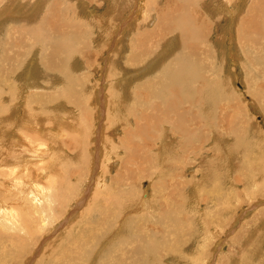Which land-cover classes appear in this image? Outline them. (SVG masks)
Returning <instances> with one entry per match:
<instances>
[{
  "label": "rangeland",
  "instance_id": "374dc122",
  "mask_svg": "<svg viewBox=\"0 0 264 264\" xmlns=\"http://www.w3.org/2000/svg\"><path fill=\"white\" fill-rule=\"evenodd\" d=\"M10 1L13 2V0ZM27 1L29 3V0L15 1L14 5L9 6V11L0 17V107H3L2 110L0 109V114L8 115L10 119V115L12 117L15 116V118L17 117L15 120L18 121L17 123L13 119L12 122H1L0 126L3 125L5 128H0V134L3 135L7 131L9 133H13V131L15 134L17 133L15 126L19 125L20 116L18 115L22 116L26 105L24 98H29V96L37 97L39 94L40 105L37 104L34 114L41 115L39 113L43 112L42 114L51 115L53 119H56L55 115H62L60 121L64 125L62 126L60 122L53 123L57 127V131L52 134L54 139L59 136L60 147H64L60 152L62 154H60V161L64 162V165L60 167V164L53 162L56 154H54L55 149L52 143V147L46 153L47 156L44 157L45 159H33L32 156V159H29V168L22 172L19 170L22 168V156H15L12 153L18 150V145L14 143L17 135L8 134L7 137H0V162L4 161L9 155L7 165L0 167V172H5L15 178L13 180L15 182L10 186L11 188L6 186L7 194H0V199L5 206L13 209L11 210L12 213L29 211L34 216L39 214L38 218H40L34 219V216H31L29 220H44V223L40 222L37 224L36 221L30 226L32 232L33 230L36 232L35 234H31L26 238L18 237V235L23 236V232L20 231V221L11 220V224L5 223L3 221L5 220L4 216L8 212L5 211V207L0 208V264H91V261L95 264H132L136 256L131 253L133 248L131 245L123 246L119 250L116 248L114 252L110 250L118 244L120 241L118 238L123 235L120 230L116 234V227L121 223V228L125 220L133 217L138 220L137 224L145 228V230L142 234H139L138 229L133 231V233L130 232L131 237L140 238L150 225L157 227L156 241L159 254L158 256H152L144 253V257H141L140 261L137 262L139 264H177L175 257L171 256L172 259L165 258L166 255L170 256V251L176 252L167 236V230L173 220H187L183 221L182 231H186V235L184 238L182 237L183 243L179 247V251H182L181 253L185 257L190 254V259L192 257L195 259H197V256L200 257V259L191 262V264H264V58L253 53L254 49H250L252 53L249 50L244 54H242V50L241 53H235L237 49L233 45L235 28L239 27L243 20L242 12L245 13L249 4H253L252 1L254 0H235L237 6L231 5L229 7L234 12L232 14L225 13L222 10V12L218 11L215 8L218 4L217 0H205L204 3L208 7L204 10L201 9L203 15L208 11L210 12V15L208 13L206 15L210 16L211 20L216 19L212 10L215 11L216 9L217 15H221L218 23H211L213 25L210 24V27L208 26L205 40L211 43L213 55H216L214 61L215 67L219 71L217 75L220 76L221 74L219 78H225V80L229 81V84L225 80L221 82L223 86L227 85L229 88L227 94V103L229 105L227 107L226 105L218 107L222 111L221 115L225 118L224 124H226L224 126L225 131H222V129L219 131L222 136L219 139L221 142H216L213 138L211 140L209 138L211 133H209L206 134V141H203V143L196 141V138L191 139L189 142L186 141V138L183 140L184 137L178 135V131L176 136V134H173L175 132L169 130L170 125L163 126V129L165 128L164 130L170 133L168 138H164L163 142H159L156 139V135L163 131L161 127H158L148 136L131 134L132 139H127L129 132L135 131L138 128V124L143 120L140 119V122H138L139 120L135 116L132 119L125 116L123 118L121 115L123 108L119 106L120 102L122 104L125 103L123 107L126 109L130 105L132 107L131 112L138 114L142 104L147 101L148 94L146 92L135 93L134 91L139 90L147 75L150 77L148 78L149 80L153 79L154 75H158L155 72L150 75V72L145 74L146 68H150L152 65L150 61L159 60L153 64L158 67L169 54L171 55L174 52L171 49L168 55L163 58L162 56L160 57L159 53L161 50L159 52V47L162 44L159 41L160 39L155 44H149V46L145 39L146 45L137 46L136 50L133 49L134 34L137 30L147 28L149 30L156 29V32H158L159 26H165L164 23L166 21L160 22L161 19L158 15L155 16L153 14V12L155 13L160 9V3L164 0H140L139 2L138 0H49L51 3L60 4L62 22L69 28L67 33L69 35L73 33L77 37L76 40L78 42H75L73 46L79 49L76 51L79 56L67 59L65 55L69 51L60 50L56 54L55 62L58 65L60 64L59 66L61 64L65 66L62 65V69L58 67V70L54 72H45L42 67H39L41 65L38 66L39 62L41 63L40 58L42 56L38 48L36 50L38 53L31 55L33 61L31 60V66H29V71H31L30 68L34 64L38 78L36 80L30 78V84L24 85V69L30 55L28 54L15 67L10 61L12 59L18 60L15 51L19 47H21L20 50L26 51L27 38H23L18 34V32L23 31L22 29L3 28V24L6 20L13 22L20 15L24 16H20V18L26 19L25 23L27 25L33 23L37 19L35 17L40 14L35 13L37 10H34L38 7L39 1L32 5L29 12L23 13L22 11L26 10L25 3ZM18 4L21 6L20 8H18ZM123 7H126L124 14L121 13ZM135 7L138 8V12ZM87 9L92 13L87 12ZM197 9L200 11L199 8ZM39 10L41 12V9ZM255 13L257 16H264L261 10L255 11ZM166 19L169 22L172 20L170 17ZM75 21L81 22L84 29L81 27L72 28ZM230 25L233 26L231 27ZM163 36H166L165 38L162 37L165 40L168 38L167 35ZM170 39L175 46L174 50H177L180 46L177 42L179 35L176 34ZM258 41L259 43L261 41L264 42V40ZM29 43L31 45H40V36H31ZM228 50L231 51L229 52ZM133 51L137 52V57L131 62L130 56L133 55ZM233 51L235 52L232 53ZM221 53L224 55V59H222ZM239 54L241 56L240 59L237 57ZM235 55L236 57L233 58ZM4 58H6V61L3 62ZM232 59L236 60L232 62ZM250 60L255 65H251L249 63ZM61 61L62 63H60ZM69 65L70 67H68ZM61 80L62 82H60ZM33 83L38 84L41 88H30ZM247 83L251 84L249 86L250 91L245 87ZM53 90L56 91V94ZM71 93L75 97L72 96V98ZM118 93H121V96L123 94V96L121 97ZM62 97L71 101L72 99L76 100L74 104L69 105L68 108H71L70 110L60 111L56 108L60 102L59 99H63ZM109 97L111 99H108ZM123 99L125 100L123 101ZM52 100L55 101V106L51 104ZM5 105H7V108H4L6 107ZM114 105L121 107V110L116 113L118 109ZM3 109L7 111L4 112ZM111 109L112 113H110ZM67 112L72 114L68 115ZM34 114L33 116L35 117ZM65 116L70 118H65ZM31 122L33 127H31L32 130H29V132L38 138V133L41 131L40 128L51 123L39 121L38 124L35 118ZM35 124L41 127L39 128ZM107 124H110L111 127ZM103 125L108 126L110 130L108 128L105 129L106 127ZM115 125L117 128L113 127ZM67 128L72 130L70 129L69 131ZM83 128L84 130H82ZM35 129L36 131H34ZM232 129L243 135L242 139L244 141L241 139L235 140H240L244 146H237L236 141L231 139L230 132L232 133ZM194 135L196 136V134ZM100 137L102 138L100 139ZM224 137H227V139H224ZM71 138L77 140L73 139L74 142L72 144L70 142ZM102 140L103 145L101 144ZM227 140L229 141L227 142ZM48 142L50 144V140ZM65 143H69V149L73 147V149H70L72 152L69 149H67L69 152H65ZM161 144L166 147V157L163 159L158 156L163 151ZM149 145L152 147L150 146V148ZM39 147L43 149L44 146L40 145ZM81 147L83 152L85 151V157L83 158L85 160L80 159L82 160L80 162L76 155L78 148ZM119 147L120 150H118ZM193 147L196 149L194 148L192 151L191 148ZM229 148L234 149L229 150ZM244 151L248 157L241 156L240 153ZM235 156L242 163L240 164L242 166L241 169L237 168V174L233 173L235 168L232 167L235 165V160L232 157ZM64 158H66L65 161ZM210 162L212 163L213 172L217 173L218 168V174L222 175L220 180L223 183L222 185L219 184L220 189L217 198L209 200L208 195L199 189H196L198 194L194 198L195 190L192 188L201 184L202 181L203 185H200L201 187L199 186V188L204 186L206 182L203 179L204 166ZM227 162L229 163L228 165H226ZM49 164L54 166L56 172L61 171L58 174L65 172L66 191L63 198H52L53 193L60 190V183L57 179V186L49 187L50 183L56 178L55 171H50ZM64 167L65 171H62ZM245 173L250 174L248 181L250 187L249 185H243L242 181ZM223 174H226V176ZM233 179H241V181H238L239 186H236V184H231L233 187L229 185L228 181L232 182ZM30 180H35V187L39 191L40 197L37 203L29 200L21 202L24 199L22 193L26 192L28 188L27 181ZM8 182L12 184L9 178ZM224 183L225 185L223 186ZM112 184H114L113 189L118 187V190L120 188L124 190L127 187L125 190L131 191V197L136 199L135 204L140 203L142 199L152 200L155 198L157 199L156 205H158L159 210L163 196L166 195L169 201L154 216L151 215L155 209L144 210L142 207L137 210L126 208L122 210L120 213L122 216L118 218H112L109 215L104 216V210H108L107 201L112 200L108 204L109 206H115L117 203L115 200L110 199L114 196L112 195L113 189L109 188ZM228 185L229 190H227ZM251 185H254L255 188L253 189L254 186L252 187ZM245 186L250 189L248 188L244 191ZM228 192L230 193V198H226ZM232 192L236 193L234 198ZM118 198L123 202L124 195L118 194ZM176 202H179V205L172 211L171 206L174 207L173 204H176ZM202 202L203 204H200ZM192 207H194L193 211H190ZM23 208L27 210H21ZM29 212L28 214H30ZM111 220L116 221L113 222ZM152 220H159V222L155 224ZM217 222L220 223L219 227L217 226V231L214 228L211 229L214 223L218 224ZM126 224L125 222L123 226L125 227ZM219 232L222 235L221 241L215 243ZM138 240L142 242L146 239ZM178 242L181 243L180 240ZM97 249L100 252L98 251L97 253ZM121 250L125 253L124 255H121ZM96 254L98 255L96 256Z\"/></svg>",
  "mask_w": 264,
  "mask_h": 264
},
{
  "label": "bare ground",
  "instance_id": "6f19581e",
  "mask_svg": "<svg viewBox=\"0 0 264 264\" xmlns=\"http://www.w3.org/2000/svg\"><path fill=\"white\" fill-rule=\"evenodd\" d=\"M15 1H18V0H13V2H11L10 0H0V17L4 16L9 11V9H10L9 6L10 5L11 6L14 5ZM38 1H39V5L40 6L38 5L39 8L37 7L34 10L35 11L37 10V12H35V13H40V14L35 17L37 19H35L33 21V23L27 25L25 23L26 19L20 18V16H23V15H20V16H18L16 18V20H13V22H10V20H6L4 22V24H3V28H20V29H22L23 31L18 32V34H20L23 38H25V37L27 38L28 45H27L26 51L24 52V51L20 50L21 47H19L15 51L16 52V56L18 57V60L16 61V59H14V60L12 59L10 61V63L13 64L14 67H15V66L19 65L22 62L23 58H25L28 54L30 55L28 57V59H27L28 60L27 63L25 64L26 68L24 69V71H25V74H24V76H25L24 85H29L30 84L29 83V79L30 78H32L34 80H36L38 78L37 77V73H36L37 72L36 71V67L34 66V64L32 65V68H30L31 71H29V66H31V60L33 61V58L31 59V57H32L31 55H35L36 53H38L36 51L38 48L40 49V54L42 55L41 58H40L41 59V63L39 62L38 66L41 65L39 67H42V69L45 72L46 71L47 72H50V71L54 72V71L58 70V67L60 68L62 65H64V64H61V66H59L60 64L58 65L57 62H55L56 61L55 57H57L56 54L60 50L61 51H63V50L69 51L66 55L64 54L67 57V59L79 56V53L76 52L78 48H74V46H73L75 42H78L76 40L77 37L73 33H70V35L67 33V30L69 28H68L67 25H65L62 22V9H61L60 4L55 3L53 1H52L53 3H51V2H49V0H36V1L29 0V3H28V1H27V3H25L26 4V6H25L26 10L25 11L23 10L22 12L23 13L24 12H29L30 11L29 9L32 7V5L37 3ZM139 1L140 0H138V2ZM204 1L205 0H164V1H162L160 3V9L158 11H156L155 13L153 12V14L155 16L158 15V17L161 19L160 22L165 20L166 21V23H164L165 26H161V27L159 26L160 29H159V31L157 29L158 32H156V29L154 28L155 25L153 26V28L155 30H149L147 28H141L140 30H137L135 32V34H134V41L135 42H134V45H133V49L134 50H136L137 46H141V45L144 46V45H146V43H147L148 46H149V44H152V43L155 44L156 41H158L160 39L159 41L162 43L160 45V47H159V52L161 50V52L159 53L160 57L162 56V58H163L164 56L168 55L169 54L168 52L171 49L174 52L171 55L169 54V56L167 58H165L160 63V65L158 67L153 65V64L157 63L159 60L158 61H156V60L150 61L149 60L150 62H152V65L150 66V68H148V67L146 68V73L145 74L150 72L149 73V75H150L151 73L155 72L158 75H154L153 76L154 78L151 79V80L148 79L150 77L147 75V77L144 78L145 81L143 83H141V86H140L139 90L134 91L135 93L146 92L148 94V99H147V101L144 104H142L141 109L138 112V114L131 112L132 107L130 105H129L130 109H129V107H128V109H126V108L123 107V105L125 103L122 104V102H120L121 105L119 104V106H122V108H123V111H121V115L123 116V118L125 116L127 118L131 117V119H132V117L135 116L139 120V121L138 120H136V121L140 122V119L143 120V121H141L142 124H140L141 122L138 124V128L135 131L133 130V131L129 132L128 137H127L128 140H130L131 134L135 135V136H148L151 132H154L158 127H161L163 129L164 125H167V126L170 125L169 130H172L171 132H175L173 134L174 135L176 134V136L179 133L178 135H182L184 137L183 138L181 136L183 138V140L186 138L187 142H189L191 139L196 138L195 139L196 141H199V143H203V141H206L205 140L206 134H209V133H211V137L209 136L210 139L213 138L216 142L220 141L219 139L222 136H221V134H219L220 133L219 131L221 129H222V131L223 130L225 131V127L224 126L226 124H224L225 123L224 122L225 118H223L222 115H221L222 111L218 107H220V105H226V107H227V105H229L227 103V100H228V95L227 94H228L229 88H228L227 85L223 86V84L221 83V82H223V80H225V78L221 79V78H219L221 76V74H220V76L217 75L219 71L216 69L215 61H214V58H216V55L215 56L213 55V51L211 49V43L206 41L205 39H206V36H207V33H208L207 32L208 26L210 27L211 23H218V21L220 20L221 15H217L216 9L218 11H220V12L225 11V13L232 14L233 11H231L229 9V7L231 5L232 6H237V3H236L235 0H217L218 4L215 7L216 9H215V11L212 10V12L215 15L216 19L211 20L210 16H208V15H210L209 11L206 12L204 15L201 12V9L204 10L205 8L208 7L204 3ZM239 1H241V0H239ZM252 3L253 4H249L248 9L245 11V13L242 12L243 20L239 24L240 26L235 28V39L233 40L231 38L233 40V45L236 46V49H237L236 52L233 51L232 53H234V52L235 53H238V52L241 53V50H242V54H244L248 50L250 51V49H254L255 51L253 53H256V54H258L259 57H263L264 58V42L261 41L259 43V41H258V40H264V16L260 17V16H257V14L255 13V11L261 10V12L264 14V0H254V1H252ZM20 7L21 6L18 4V8H20ZM197 8H199L200 11ZM39 9H41V12H40ZM238 9H240V8L238 7ZM89 10H91V9H89ZM125 10H126V7H123L122 10H121V13L124 14ZM135 10H137V12H138V8H136ZM92 11H93V9H92ZM87 12H90V11H88V9H87ZM90 13H92V12H90ZM207 13H208V15H206ZM169 17L172 18V20L170 22H169L168 19H166V18H169ZM238 19H236V20H238ZM160 22L158 21V23H160ZM211 25H213V24H211ZM64 27H66V29H64ZM77 27L83 28V24L81 22L75 21L74 24L72 25V28H77ZM0 30H1V27H0ZM176 34L179 35V39L177 40V42H178V45H180V46H179V48L177 50H174L175 46L173 45V41L170 39V37H172V36H174ZM163 35H167L168 38L165 40L164 38L166 36L164 37ZM31 36H40V38H41L40 45H31L29 43V39H30ZM162 37H164V38H162ZM145 39L147 40L146 43L144 42ZM232 40H230V41H232ZM228 46H229V44H228ZM234 46H233V48H234ZM230 49H231V46H230ZM250 53H252V52L250 51ZM136 54H137V52L133 51V55L130 56V58H131L130 61L131 62H132V60H135V58L137 57ZM223 57H224V55L222 54V59H224ZM235 57H236V55L233 58H235ZM237 57H238V59H240V57H241L240 54ZM168 58H169V60H168ZM19 59H20V61H19ZM233 60L234 59H232V62H233ZM4 61H6V58H4L3 62ZM62 61L60 63H62ZM63 63H65V62H63ZM71 63H72V61H71ZM249 63H251V65H255L254 62H252L251 60H250ZM36 65H37V63H36ZM131 66H133V65H131ZM68 67H70V65ZM62 68L63 67H61V69ZM233 71H235V70H233ZM61 72H62V70H61ZM228 73H230V72H228ZM260 73H262V72H260ZM35 74H36V77H35ZM56 74H58V72H56ZM126 74H128V73H126ZM228 78H230V77H228ZM20 79H21V77H20ZM46 79H48V78H46ZM126 79H128V78H126ZM225 81H227V80H225ZM57 82L59 83V81H57ZM60 82H62V80ZM228 82L229 81H227V84H229ZM249 82L252 83L251 81H249ZM250 85L251 84H249V83H247V85H245V87H247L249 89V91H250V87H249ZM35 87H39V85L36 84V83H33V84H31L30 88H35ZM39 88H41V87H39ZM231 90H232V88H231ZM55 92L56 91H54V93ZM71 94H72L71 97L74 96L73 93H71ZM115 94H117V93H115ZM118 94L120 95L121 93H118ZM122 96H123V94H122ZM117 97L119 98V96H117ZM37 98L39 99V94L37 95V97L36 96H29V98H27V97L24 98L26 100V105H25V108L23 110L22 116L18 115V116H20V120L17 119V120L20 121L19 125H17L18 121L15 120L17 117L16 118H15V116L12 117L9 114L10 117H11V119H10V118H8V115L4 116L3 114H0L1 115L0 117H2L0 119V123L1 122L2 123L9 122V121L12 122L13 119L17 122V123L14 122L17 125V126H15L17 128V133L16 134L12 130L13 133H11V132L9 133L7 131L3 135L0 134V137H7L8 134H14V136L17 135L16 136V140L14 141V143H16L18 145V150H15L12 153L15 156H22V160H21L22 161V168L19 169L22 172H25L29 168V159L32 156H33V159H35V158H37L39 160L40 159L41 160L45 159L44 157L47 156L46 153L52 147L51 146L52 143L54 144L53 147L55 149L54 154H56V157L53 158V162L57 163V164H60V167H63V165H64V162L60 161V154H61L60 152H61V149L64 148V147H60L59 136H57V138L54 139L53 138V134H52V133H55L57 131V127H55L53 125V123H56V122H60L61 123L60 119H61L62 115H55L56 119H53V118H51V115H49V114H48L49 116H47L46 113L42 114L43 112L39 113L41 115L34 114V110H36L37 104L40 105V99L38 100ZM63 99H59L60 102L58 103V106L56 105L57 106L56 108H58L60 111H64L65 109L70 110L71 108H68L69 105L74 104L75 101H76V100H73V99L71 101L68 98H63ZM108 99H111V97H109ZM124 100L125 99H123V101ZM113 101H114V99H113ZM54 102L55 101L52 100L51 104H54ZM46 104H48V103H46ZM49 104H50V102H49ZM5 106L6 107H4V108H7V105H5ZM54 106H55V104H54ZM117 106H115L118 109V111L116 110V113L121 110V107L119 108ZM2 108L3 107H0L1 110H2ZM4 110L5 109H3V111ZM6 111H4V112H6ZM59 113L61 114V112H59ZM70 113H68V115H70ZM110 113H112V109H111ZM33 114L35 115V117L33 116ZM223 116H224V114H223ZM33 118L36 119L37 123L39 121H41V122L42 121L51 122V123H48L47 126L44 125L42 128H40L41 126H38L39 123L35 124L41 129L40 132L38 131L39 133L36 132V133L39 134V138L38 137H34L33 136L34 134L32 135L29 132V130H32L31 127H33V125L31 124L32 123L31 120H33ZM65 118H70V117H66L65 116ZM131 119H130V121H132ZM133 121H135V120H133ZM40 125H41V123H40ZM63 125L64 124H62V126ZM107 125L109 126L110 124H107ZM108 126L106 127V125H105L104 126V127H106L105 129H107ZM12 127H13V125H12ZM110 127H111V125H110ZM113 127L117 128L116 125L113 126ZM0 128H5V127L3 125H1ZM170 128H172V129H170ZM70 129H68V130L70 131ZM164 129H163V131L161 133L156 135L157 136L156 139L159 140V142H163L164 138L165 137L168 138V136L170 134L169 132H167ZM82 130H84V128ZM34 131H36V129ZM177 131H178V133H176ZM198 131H200V132H198ZM197 132H198V134H197ZM237 132L238 131H236V130H233L232 133L230 132L231 137H232L231 139H233V141L235 139H241L242 141H244L242 139L243 135H240ZM194 134H196V136ZM245 137H246V140H247V135ZM101 138L102 137H100V139ZM73 139H75V138H71L70 139V142L72 144L74 142ZM213 139H211V140H213ZM224 139H227V137H224ZM224 139H223V141H224ZM49 140H50V144L48 142ZM75 140H77V139H75ZM110 140H111V138H110ZM228 141L229 140H227V142ZM235 141H236L237 146H239V147L240 146H244L240 140H235ZM220 142H219V144H220ZM102 143H103V140H102L101 144ZM68 144L65 143V146H66V151L65 152H69V151H71L70 149H73V147H71V146H70L71 148L69 149V145ZM40 145L44 146L43 149L39 147ZM67 145H68V148H67ZM105 145H107V144H105ZM161 145H159V146H161ZM188 145H189V143H188ZM188 145H187V147H188ZM233 145H235V144H233ZM75 146H77V145H75ZM150 146L151 145H149V147ZM194 148L195 147L191 148V150L193 151ZM248 148H250V147H248ZM67 149H69V151ZM161 149L163 151H161V154L158 155V156H160V158L163 159L164 157H166V147H165V145H162ZM225 149H226V147H225ZM231 149H234V148H231ZM231 149L229 148V150H231ZM118 150H120V147L118 148ZM77 151H78L77 155H76L77 159H79V160L83 159L85 157V153H84L85 151L83 152L82 147L78 148ZM188 154H189V152H188ZM240 154H241V156L248 157V155L245 153V151L240 153ZM222 156H223V154H222ZM8 158H9V155H7V157L4 159V161L0 162V167H5L7 165ZM232 158L235 160V165L232 166V167L235 168V172L233 171V173L237 174L238 173L237 172L238 171L237 168L241 169L242 166H240V164H242V163L238 160V158L236 156L232 157ZM65 159L66 158H64V161H65ZM84 160L85 159H83V161ZM51 161H50V163H51ZM81 161L82 160H80V162ZM223 164H224V161H223ZM228 164L229 163L227 162L226 165H228ZM211 165H212V163L210 162V163L205 164V166H204L205 172H206V175H205V172H203V174H204L203 175V179H205V181H206L204 183V186L202 188H199L200 185L201 186L203 185V181H202L201 184H198L196 187L194 186V188H192V189L195 190L194 191L195 194H193L194 198L198 194L196 189L197 190L199 189L200 191H202L205 194H207L208 197H209V200L213 199V198H217V194L219 193V189H220L219 184L222 185V183H223L220 180L222 178L221 177L222 175L218 174V168H217V173H214ZM225 168H228V167H225ZM49 169H50L51 172L55 171L54 170V166H52L50 164H49ZM62 171H65V167L62 169ZM221 171H223V170H221ZM58 172L59 171H57V172L55 171L56 178L49 185V187L57 186L56 180L57 179L59 180V183H60L59 188H60V190L58 192L53 193V195H52L53 199H56L58 197L63 198L64 194H65V191H66V189H65V184H66L65 183V176H66L65 172H63L61 174H58ZM244 172H245V170H244ZM240 173H243V172H240ZM204 176H205V178H204ZM224 176H226V174ZM241 176H243V175H241ZM243 177H244V180L242 181L243 185H249L248 181H249L250 174L249 173L248 174L245 173V175ZM8 178L11 179L12 184H9ZM13 180H15V178L11 177L9 174H6L5 172H0V194H7L6 186L8 188H11L10 186H12L13 182H15ZM227 180H228V178H227ZM239 180L241 181V179H239ZM239 180L238 179H233V181L231 180L232 182L228 181V183H229L230 186H232L234 184H236V186H239V182H238ZM35 183H36L35 180L27 181L28 188H27L26 192L22 193L24 199L21 202H23V201L27 202V200H29V201H31L33 203H37L39 201V197H40L39 196V191L35 187ZM254 184H256V183H254ZM224 185H225V183L223 184V186ZM229 185H228V189L227 190H229ZM41 186H42V184H41ZM261 186H262V184H261ZM249 187H250V185H249ZM109 188L113 189L114 188V184H112V186H110ZM117 188L112 190L113 191L112 195H114V196L112 198H110V199L115 200V202H117V203H116L115 206H109L108 204L112 200H108L107 203H106V205L108 207V210H104V212H103L104 216L109 215L112 218H114V217L118 218V217L122 216V215H120L122 210H124L126 208L132 209V210H137L140 207H142L144 210L145 209L148 210L149 208L155 209L154 213L151 215V216H154V215L158 214L162 210V208L166 206V204L169 201V199L167 198L166 195L163 196V200L161 201L162 203L160 205V209L158 210V205H156V200L157 199H155V198L152 199V200H150V199L149 200H147V199L143 200L142 199V200H140V203L135 204L134 202H135L136 199L134 197L133 198L131 197V195H130L131 191L125 190L127 187L124 188V190H122V188H120L118 190ZM222 188H224V187H222ZM248 188L245 186L244 191H245V189H248ZM254 188H255V186L253 187V189ZM256 188H258V187H256ZM232 189H234V188H232ZM122 191H123V193H121ZM118 194L124 195L123 202L118 198ZM226 196H227L226 198H230L231 197L229 192H228V195H226ZM232 196L234 198L236 196V193L234 194L232 192ZM194 198H193V200H194ZM203 202L200 203V204H203ZM239 202H240V200H239ZM218 203H219V201H218ZM138 204H140V205H138ZM173 205H174V207L171 206V210L172 211H174L175 207H177L179 205V202H176V204H173ZM2 207H5V209H6L5 211L8 212V213H6L7 215L4 216L5 220H3V221L5 223L11 224L12 223L11 220L20 221V223H21L20 231L23 232V236L18 235V237L26 238L27 236H30L31 234L32 235L35 234L36 232L34 230L32 232V228L30 226L32 224H34L36 221H37V224L40 223V222L44 223V220H41V221L40 220H29V218L31 216H34L29 211L12 213L11 210H13V209L5 206L4 203L2 202V200L0 199V208L2 209ZM193 208L194 207H192V209L190 211H193ZM21 210H27V209L23 208ZM28 212L30 214H28ZM38 215L34 216V219L35 218L37 219ZM40 216H41V214H40ZM38 219H40V218H38ZM111 221L114 222L116 220H111ZM137 221L138 220H135L134 217L129 219V220H125L122 223L121 228H120V224L121 223L119 222L120 224L116 227L117 228L116 234H118L119 230H120V232H122L123 235L120 238H118V240H120L118 242V244L113 246L111 248V250H110V251L114 252L116 248L119 250L123 246L131 245L133 247L132 250H131V253H132V255L136 256V259H135L134 263H132V264H139L137 262L140 261L141 257H144V253H147V254L152 255V256H154V255L158 256V254H159L158 243L156 241L157 227H153L152 225H150L149 227L146 228L145 234H143L140 238L131 237L130 232L133 233V231H136L138 229L139 234H142L144 232V230H145V228H143V227H141L140 225L137 224ZM183 221H187V220H183ZM183 221L182 220H173L171 222L168 230H167V236L171 240V243H172V245H173V247H174V249H175V251L177 253L174 252V251H170L169 252L170 256L166 255L165 258L172 259V257H175L177 259V261H176L177 264H179V263H181V264H191V262L197 261L198 259H200V257L197 256L196 257L197 259H195L193 257L190 259V257H191L190 254L188 255V257H185L181 253L182 251H179V247L183 243V238L186 235V231L185 232H183L184 230L182 231ZM125 222L127 224L124 227L123 224ZM153 222L155 224H158L159 220H154ZM205 224H207V223H205ZM219 224L220 223H218V224L214 223V226H212L211 229L214 228L217 231V226L219 227ZM207 226H209V225H207ZM201 228H202V226H201ZM188 233H190V232H188ZM221 236L222 235L219 232L217 234L215 243H219L221 241ZM138 239H141V240L146 239V240H144L142 242H139ZM178 240H180L181 243H179ZM14 243L16 244V242H14ZM21 251H23V250H21ZM96 251H97V253H98V251L100 252V250H98V249ZM124 254L125 253L122 251L121 255H124ZM147 254H146V256H147ZM97 255L98 254H96V256ZM96 256H94V257H96ZM116 256H120V255H116ZM92 259H93V257H92ZM91 264H95V263L93 261H91ZM143 264H146V263H143Z\"/></svg>",
  "mask_w": 264,
  "mask_h": 264
}]
</instances>
